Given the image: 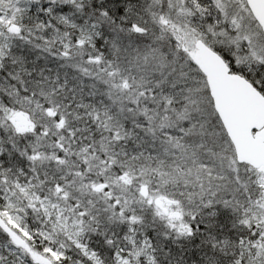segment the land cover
<instances>
[{
    "label": "snow or ice",
    "instance_id": "obj_1",
    "mask_svg": "<svg viewBox=\"0 0 264 264\" xmlns=\"http://www.w3.org/2000/svg\"><path fill=\"white\" fill-rule=\"evenodd\" d=\"M0 264H264V0H0Z\"/></svg>",
    "mask_w": 264,
    "mask_h": 264
}]
</instances>
